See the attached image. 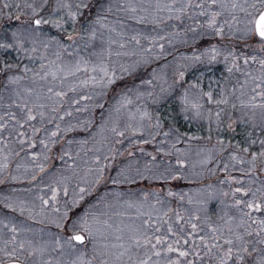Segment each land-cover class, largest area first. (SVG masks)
<instances>
[{
  "label": "snow or ice",
  "instance_id": "obj_1",
  "mask_svg": "<svg viewBox=\"0 0 264 264\" xmlns=\"http://www.w3.org/2000/svg\"><path fill=\"white\" fill-rule=\"evenodd\" d=\"M90 8L87 0H0V20L17 22L14 27L0 26V50L9 55L13 52L16 54L14 58L0 63V75L5 78V89L9 85H18L20 81L28 79L29 72L32 73L33 84L38 81L45 82L40 85L41 91L34 87H25L23 91L14 90L15 95L20 98L19 102L13 101V104L6 106L0 116V129L7 131L11 122L13 130H16V135L20 138V145L23 146L26 139L29 141L28 147L33 149V159L41 155L34 151L38 139L39 145L45 150L44 159L47 160L49 145H55L57 138L63 139L62 133L75 131L77 127L86 131L94 126L91 118L77 124L71 123L74 112L79 114L100 110V122L95 125L96 131L90 137L93 143L91 151L94 153L92 166L87 167L81 175L71 153L62 150V161L65 157L73 160L72 164H66V170L71 175L53 176L51 183L45 185L50 195H39L30 204L23 200L16 205L5 204V207L13 212L18 211L25 220L47 222L60 232L48 234L54 235V239L38 240L35 238L37 230L26 226L23 221L17 224L12 219L0 220V229L5 230L4 234L0 235V264H264V179L255 176L257 172L264 174V56L238 53L235 47L218 42L209 43L199 52L193 50L191 56L181 57L194 64L209 65L222 58L229 74L241 71L239 61L242 58L247 69L243 71V82L238 81L239 96L235 99L239 101V108L237 109L235 102H231V108L242 113L239 123L247 126L246 134L242 141L230 146L233 150L228 152V156L231 161L249 165L248 168L241 167L239 171L243 176H247L250 186L246 187L241 178L230 173L219 180L221 185L229 184L230 192H223V196L231 195L232 206L237 215L228 216L225 213L227 219L217 216L222 223H216L209 215L201 217L192 213L185 218L176 211L173 223L171 218L153 219L151 211H139L143 202L137 204L130 198L123 203L129 209L137 208L139 222L117 223L113 221V217L123 216L124 213L113 209L121 203L124 193L105 191L95 198V203H88L86 197H92L94 193L99 192L100 186H106L108 181H111L112 185H121L131 183L139 176L141 179L166 182L182 175L170 164H161L156 165L154 171L146 167L145 171L150 173L147 176L139 168L131 169L130 165L111 176L106 175L110 164L101 162L102 159L115 160L118 153L115 145L122 144L125 138L147 136L148 139L133 142L148 144L160 134L159 114L152 124L151 114L147 110L141 111L138 105L135 111L132 108L135 101L141 100L145 95L153 96L152 92L145 93L140 90L145 85H153V80L140 79L139 84L129 86L124 82V77L132 76L142 63H149L147 54L151 53L153 47H159L162 54L164 45L157 44L156 41L165 37H146L150 40V46L140 48L138 59L120 62L122 56L137 53L121 51L128 42H118L111 37L107 41L101 37L97 50L96 26L108 27L103 22L106 17L97 13L88 27H78L83 10ZM108 10L111 11V7ZM120 10L129 13V18L140 24L180 22L184 25L182 31L186 37L185 43L188 33L192 34L194 43L198 38L205 36L218 37L223 41L227 35L243 40L245 47L250 46L248 41H254L260 51L264 52V0H170L168 3L156 0L154 4H129ZM186 20L191 23L186 24ZM176 27L173 23L172 36L180 34L175 31ZM9 28L12 29L10 33ZM53 30L56 35L51 34ZM139 35L131 37V41L137 46L141 43ZM115 44H118L120 50L114 52L112 46ZM24 59L33 64L38 61L39 70L36 67L29 68L27 64L21 68L20 62ZM250 62L258 67H249ZM182 67L187 68V65ZM16 72H23L25 75L14 74ZM177 77L178 80H183L185 71H178ZM117 81L123 82V87L117 89ZM216 83L220 87L219 98H214L211 90L203 91L198 81L191 83L180 97L184 105L183 110L188 111L190 105L199 116L200 109L203 108L199 100L204 97L209 104L228 105L230 100L225 88L219 85V82ZM43 89H46V92ZM190 89H199L197 98L192 101L189 99ZM236 91L234 86L231 94L235 95ZM69 92L75 93L76 96L69 98ZM13 106L16 110H8ZM222 112L224 109L215 113L218 127L222 123ZM249 113L251 115H248ZM66 118L69 122L65 124ZM146 120L149 123H145ZM53 124L55 127L50 130L49 126ZM236 124L237 121L229 113L228 129L234 130ZM25 128L30 130V137L24 131ZM170 133L171 130L163 135L167 137ZM2 139L3 137H0V140ZM257 141L258 150H253ZM68 143L72 144L73 141ZM77 143L83 146L88 144L89 140ZM219 144L220 151L224 152L223 140H220ZM246 156L250 159H246ZM211 159L209 156L202 163L207 164ZM155 160L156 157L153 156V163ZM6 161L7 157L0 161V171L8 167ZM185 163L186 161L177 157L178 167L182 168ZM37 166L41 172L44 171L43 165ZM19 167L20 165H17V168ZM232 167L235 168V164ZM210 171L214 173L216 169ZM219 171L228 173L229 164L225 162ZM36 178L33 175L31 179L35 181ZM11 179L16 180L17 177L13 175ZM4 182L0 180V183ZM233 184L236 186L232 187ZM255 184L258 186H251ZM208 187L211 188L212 185ZM166 194L169 197L179 196L181 201L186 195L174 193L171 189ZM143 196L144 201L151 196L156 204H164L160 190L145 192ZM191 202L189 198V203ZM85 203L87 207L78 212L77 209ZM168 211L172 209L169 208ZM163 215L168 217L167 212ZM164 224H167L166 232L162 227ZM86 242L92 245L90 257L86 251L78 249L79 245H86ZM57 251L60 257L74 258L68 261L59 257L53 258L51 253ZM189 256L193 259H189Z\"/></svg>",
  "mask_w": 264,
  "mask_h": 264
},
{
  "label": "rangeland",
  "instance_id": "obj_2",
  "mask_svg": "<svg viewBox=\"0 0 264 264\" xmlns=\"http://www.w3.org/2000/svg\"><path fill=\"white\" fill-rule=\"evenodd\" d=\"M87 2L91 5V8L83 10V14L79 18L80 23L78 24V27L81 25L88 27L90 22L96 18L97 13H100L102 16L106 17L103 22L108 25V27L100 28L99 25L96 26L98 30V38L96 40L97 50L101 44V37L104 41H107V39L111 37L118 42H128L125 49L121 51H134L137 53V55L122 56L120 58V62H131L132 60L138 59L140 48H148L150 46V40L146 37L164 36L165 39L163 40H166L162 53L164 55L161 54V49L159 47H153L151 53L147 54L149 57V63H142L132 76L124 77V82H127L129 86L139 84L140 79L153 80V85H145L140 89L145 93L152 92L153 96L148 97L145 95L141 100L135 101L132 108L135 111L136 106L138 105L141 111L147 110L151 114L150 122L152 124L155 123L157 114H159V118L161 120L160 134L148 144L133 142L137 141L138 139H148L147 136H143L125 138L122 144L115 145V147L118 149L115 160H101L102 163L110 164V167L106 170V175L115 176L117 171H119L121 168L130 165L131 169L135 170L139 168L141 171H144V174L147 176L150 173L145 171L146 167L154 171L155 166L161 164H170L176 171L182 174L176 179L168 180L162 184L158 182L156 186L155 184H146L143 181H141L139 184L134 182L130 184L124 183L121 185H112L111 181H108L106 186H100L99 192L94 193L92 197H86L88 203H95V198L103 194L105 191H120L125 195L121 197V203L114 207L113 211L122 212L124 215L113 217V221L117 223L120 221H123L124 223H130L135 221L134 219L137 218V214L134 213L137 212V208H127V205L123 203L124 201H127L130 198L134 201H137V198H141L140 196L143 195V188L151 190L152 187H156V189L165 193L164 188L168 187L173 189L174 193L186 195L184 196L183 201L179 199V196L170 197L169 199H171V201L167 198L166 201L162 197L165 205L158 204L157 206H154V208H152L151 204L149 203V208L155 211L153 219L171 218V220L174 221L175 216L171 214L173 207H175V211H179L180 214L183 213L185 218H187V216L192 213L199 214L201 217L209 215L214 221H216V223H222V221L217 219V216H222L227 219L225 213H227L228 216L237 215L235 208L232 206L233 201L231 195L228 197L223 196V192H230L229 184L225 183L221 185L219 180L223 179L230 173L232 176L241 178L246 187L250 186L247 176H243V174L239 171L241 167L248 168L249 165L247 163L241 165L237 162L231 161L229 160L228 156V152L233 150V148L230 146H234L237 142L242 141L246 134L247 126L239 123V117L242 115V113L239 110H233L230 107L227 108L228 112H226V108L223 107L227 105L217 106L214 103L209 104L207 102V98L204 97L203 99L199 100V102L203 104V108L200 109L201 114L197 116L190 105L188 107V111H184V105L180 99L184 93V91L183 93H180V83H184L186 85L183 88L185 90L189 88L191 83L197 81L199 82L200 88L203 89V91L207 92L211 90L214 94V98H219L220 87L217 86L216 83L219 82V85L225 88L226 95L229 97L230 103L228 106H231V102H235L237 104V109L239 108V101L236 100L235 97L239 96L238 81L242 83L244 79L239 71H233L231 74L226 72L224 74V71L222 72L220 70H215L213 64H194L192 61L181 59L182 56H191L193 54V50L199 52L204 47L208 46V43H215L218 37L205 36L198 38L194 43L191 39L192 34L188 33L187 42L185 43L184 41L186 37L182 31L184 25L180 22L171 21V25L175 23L177 25L175 31H182V34L180 33L177 36H171L169 33H167L168 31L162 30L164 27L151 23H137L135 20L129 18V13L120 10L121 7H126L129 4H154L156 3V0H87ZM160 2L168 3L170 0H160ZM109 7H111V11L108 10ZM138 14L142 15L143 13ZM165 22L161 24L164 25ZM16 23L17 22L15 20H0V26L12 25V27H14ZM185 23L190 24L191 21L186 20ZM147 24L152 25V27L145 26ZM110 29H115V31H110ZM11 30V28L8 29L9 33ZM172 30L174 31V29ZM120 33H123L124 35L121 36ZM51 34L56 35L54 30L51 32ZM136 34H140L139 39L141 43L139 46L131 41V37ZM200 39H203L202 42H199ZM169 40H171V43H169ZM222 42V45H236L238 48L239 46L245 45V42L238 37H229L227 35ZM156 43L161 44L160 40H157ZM248 44L259 49L258 45L254 41H248ZM191 45H194V49L188 48V46ZM112 48L114 52L120 50L118 44L113 45ZM247 48L248 47H244L243 49ZM15 55L16 54L14 52L9 55L3 50H0V63L5 60H9L10 58H14ZM160 55L164 57L163 60H159L158 57ZM50 58L55 59L54 56H50ZM113 59L116 58L113 57ZM20 63L21 68L23 65L27 64L29 68L36 67L37 70H39L38 61L33 64L27 59H24ZM183 65H187V68L182 67ZM178 71H185V78L183 80H178ZM14 74H19L22 76L25 75L23 72H16ZM154 74L155 78H153ZM31 76L32 73L29 72L27 73L28 79L20 81L18 85H9L8 88L5 89V78L0 75V116L3 115L6 106L13 104V101L19 102L20 98L15 95L14 90L23 91L25 87H34L37 91H41L40 85L44 84L45 82L38 81L36 84H33ZM225 77H227V80H225ZM48 79L50 81L51 77ZM174 81H176V83H174ZM234 86L237 88V91L235 95H232L231 93ZM115 87L117 89L123 87V82L117 81ZM175 88L178 89L176 92ZM43 91L46 92V89H43ZM198 92L199 89L189 90L190 101L197 98ZM174 94L175 97H173ZM68 95L69 98H74L76 96V94L72 92H69ZM159 103L162 105L156 107V104ZM172 105H176L177 109L175 110ZM65 107H67V104ZM220 109H224V112H222L224 117H221L222 123L218 127L215 113ZM8 110L16 109L13 106ZM209 110H211L210 118ZM229 113H231L232 118L237 121V124L234 125V130H229L227 127ZM105 115H107V112H105ZM248 115H251V113ZM90 118L93 120L94 126L89 127L86 131H82L79 127H77L75 131L68 132L66 134L62 133L64 137L63 139L57 138V143L55 145H49L50 150H48L46 153L48 155L47 160L44 159L45 150L39 145L38 139L36 141V147L34 151L41 153V155L36 159H33L31 155L33 149L28 147L29 141L26 139L25 144L23 146L20 145V138L17 137L16 130H13L11 122H9L7 131L0 129V137H3V139L0 140V161H4V157H7L6 163L8 164L6 169L0 171V180L5 181L4 183H0V220L12 219L17 224L23 221L26 226H30L31 228L37 230L35 238L38 240H51L55 238L54 235H48L49 233L57 234L60 232V230L54 225L47 222L38 223L31 220H25V217L20 216L18 211L13 212L11 209L6 208L5 204L12 203L16 205L21 200L30 204L39 195L44 193L50 195L45 185L51 183L53 176L71 175V173L66 170V164H72L73 160L65 157L62 161L60 159L62 150L69 151L71 153L79 167L81 175L87 167L92 166V157L94 153L91 151V149H93V143L90 137L92 133L96 131L95 125H98L100 122V110L96 109L94 111L82 112L79 114L74 112L70 122L77 124L78 122L86 121ZM67 119L68 118H66L64 122L65 124L69 122V119ZM137 119H139V112H137ZM145 123H149V121L146 120ZM37 126H39L38 122ZM61 126L63 127L64 125L62 124ZM54 127V124L49 126L50 130ZM170 130V135L165 137L163 133ZM236 130H238L240 133H236ZM24 131L27 132L28 137L31 136L30 130L25 128ZM227 134H229V136ZM81 140H89V143L81 146L79 143H77V141ZM220 140H223L225 146L224 152L220 151ZM68 141H73V143L69 144ZM21 147H23V150H21ZM253 150H258V147H254ZM129 152L131 155H128ZM16 153H19V155H16ZM77 153H79V156H77ZM119 153H123V155H120ZM149 153H151V155H148ZM238 154L242 155L243 153ZM153 156L156 157L155 163H153L151 160ZM178 156L182 160L186 161L182 168L174 164V160H177ZM209 156H211L212 159L207 164L202 163V161L207 159ZM246 159H250V157L246 156ZM217 161H219V163H217ZM225 162L229 164L228 173L219 171V169L223 168ZM233 164H235V168L232 167ZM17 165H20V167L17 168ZM37 165H43L44 171L41 172ZM210 169H216V171L213 173L210 171ZM13 175L17 177L16 180L11 179V176ZM33 175L37 177L35 181L31 179ZM255 176L264 179V174L262 173L257 172L255 173ZM139 178V176H136L134 181L138 182ZM208 185H212V187L209 188ZM233 185L234 187L236 186L235 184ZM251 186L256 187L258 184ZM166 193L164 196H167ZM189 198H191V203H189ZM222 198L230 199L231 203L228 204L227 201L223 200ZM215 202H219L218 207L210 209V205ZM86 207V203L82 204V206L79 207L77 211L82 212ZM149 208L146 206H144V208L140 207L139 211L148 212ZM169 208H171L172 211H168ZM165 212L168 213V217H164L163 214ZM165 226H167V224L162 226L163 229ZM4 231L5 230L0 229V235H3ZM164 231L166 232V230ZM29 235L32 234L29 233ZM91 247V243L86 242V245H79L78 249L79 251H86L88 257H90L92 254ZM51 255L53 258L59 257L64 261L74 258L70 256L60 257L59 251L53 252Z\"/></svg>",
  "mask_w": 264,
  "mask_h": 264
},
{
  "label": "trees",
  "instance_id": "obj_3",
  "mask_svg": "<svg viewBox=\"0 0 264 264\" xmlns=\"http://www.w3.org/2000/svg\"><path fill=\"white\" fill-rule=\"evenodd\" d=\"M145 26H149V27H152V25H145ZM158 26H161V27H164L162 30L163 31H168L167 33H169L171 36H172V33H173V28H172V25H171V21H167V22H165V24L164 25H162V24H159ZM166 28V29H165ZM176 31H178V30H176ZM178 33H181L182 34V31L180 32V31H178ZM203 40V39H202ZM202 40L200 39V41L199 42H202ZM166 42V40H160V43L161 44H163L164 45V43ZM199 42H198V44H199ZM220 43V44H223V42L222 41H220V39L219 38H217V41L215 42V43ZM200 44H202V43H200ZM209 44V43H208ZM225 45H228V44H225ZM194 45H191V46H188V48H190V49H194V47H193ZM229 47H235V49H236V51L238 52V53H244V54H246V55H249V56H251V55H256V56H264V52H261L260 51V49H257L256 47H254V46H250V47H248L247 49H243L244 47H245V45H243V46H239V48H238V46H236V45H228ZM164 47H165V45H164ZM182 48H185V47H182ZM187 48V49H188ZM171 49V48H170ZM166 53H168V52H166ZM169 53H170V51H169ZM162 55H164V54H162ZM162 55H160L158 58H159V60H163L164 59V57L162 56ZM157 60V59H156ZM157 62H159V61H157ZM239 64H240V68H241V71H239L240 72V74L243 76V71H246L247 69L245 68V65H244V63H243V59L241 58L240 59V61H239ZM214 65V69L215 70H220V71H224V74L227 72L226 70H225V65H224V63H223V59L222 58H220V60L218 61V62H216V63H214L213 64ZM249 67H251V68H256V67H258V65H253V64H251V62H250V64H249ZM221 72V73H222ZM180 93H183V91H184V86H186L184 83H180ZM176 90H178L177 88H175V92H176ZM173 97H175V94L173 95ZM162 104H156V107H159V106H161ZM173 106V108L176 110L177 109V106L176 105H172ZM228 107H230L231 108V106L229 105H227V106H225V107H223V108H226V112H228ZM224 117V115L221 113V117ZM68 120V119H67ZM205 124V123H204ZM238 129V128H237ZM236 133H240L238 130H236L235 131ZM230 134V133H229ZM229 134H227L228 136H229ZM230 138V137H229ZM257 143H259L258 141H257ZM255 147H258V144L255 146ZM242 155H244V154H242ZM222 174H224V173H222ZM223 176V175H222ZM232 187H234V185H232ZM170 188H168V190H169ZM167 190V191H168ZM172 191H173V189H171ZM168 200H170L171 201V199H169L170 197L169 196H167L166 197ZM166 198H164L165 200H166ZM223 200H225V201H227V203L229 204V203H231V200L230 199H227V198H222ZM167 201V200H166ZM218 204H219V202H215V203H213L212 205H210V209H214L215 207H218ZM165 205V204H164ZM175 207H173V211L171 212V214L172 215H174L175 216ZM181 215L183 216V213H181ZM175 222V218H174V221H173V223ZM167 229V226H165L164 227V230H166ZM189 259H193V257L192 256H189Z\"/></svg>",
  "mask_w": 264,
  "mask_h": 264
},
{
  "label": "crops",
  "instance_id": "obj_4",
  "mask_svg": "<svg viewBox=\"0 0 264 264\" xmlns=\"http://www.w3.org/2000/svg\"><path fill=\"white\" fill-rule=\"evenodd\" d=\"M175 159V158H174ZM151 160H152V158H151ZM175 162H174V164H176V159L174 160ZM149 166V165H148ZM152 166V165H151ZM141 181H143L144 183H146V184H155V186H156V184L159 182L160 184H162L163 182H161V181H158V180H151V179H149V181H148V179H140L139 178V180H138V182L137 181H134L133 180V182H131V183H136V184H139ZM157 181V182H156ZM127 184H130V183H127ZM159 184V185H160ZM144 189V191H143V193H145V192H151L152 190H158V189H156V187L155 188H151V190H147V189H145V188H143ZM171 189V188H170ZM167 190H168V187H165L164 188V191H165V193L167 192ZM161 192V191H160ZM165 193H163V192H161V196L163 197V198H166L167 196H164V194ZM141 198H137L138 200L136 201L138 204H140L141 202H143V204H142V206L141 207H143L144 208V206H146L147 208H149V203L151 204V207L152 208H154V206H157L158 204H156L155 203V200L153 199V197H149L148 199H147V201H144V196L142 195V196H140ZM149 201V202H148ZM149 210H151V212H152V215H154L155 214V211H153L152 209H148V211ZM134 213H136L137 214V212H134ZM143 218H146V217H143ZM136 222H139V220L137 219V218H135L134 219Z\"/></svg>",
  "mask_w": 264,
  "mask_h": 264
}]
</instances>
